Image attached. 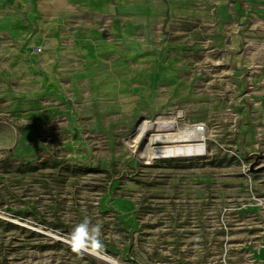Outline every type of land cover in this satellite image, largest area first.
<instances>
[{
    "label": "rangeland",
    "instance_id": "rangeland-1",
    "mask_svg": "<svg viewBox=\"0 0 264 264\" xmlns=\"http://www.w3.org/2000/svg\"><path fill=\"white\" fill-rule=\"evenodd\" d=\"M50 1L0 0V264H109L84 220L117 264H264V0L129 34L51 32ZM143 119L205 150L143 157Z\"/></svg>",
    "mask_w": 264,
    "mask_h": 264
},
{
    "label": "crops",
    "instance_id": "crops-1",
    "mask_svg": "<svg viewBox=\"0 0 264 264\" xmlns=\"http://www.w3.org/2000/svg\"><path fill=\"white\" fill-rule=\"evenodd\" d=\"M51 32H166L194 21L198 0H51ZM56 7V8H55Z\"/></svg>",
    "mask_w": 264,
    "mask_h": 264
},
{
    "label": "bare ground",
    "instance_id": "bare-ground-1",
    "mask_svg": "<svg viewBox=\"0 0 264 264\" xmlns=\"http://www.w3.org/2000/svg\"><path fill=\"white\" fill-rule=\"evenodd\" d=\"M174 123V121H160L159 126H167V129H172ZM199 125V123L186 124L180 129L178 128L176 132H159L154 135V133L148 132L149 128H151L152 126V122L143 119L137 125L133 136V141H136L142 135H145L146 137L152 136L155 140L159 142L163 141L165 138H169L170 144L158 145L152 149V152L149 151V147L146 145L147 147L144 151H142L141 155L143 157L150 156L151 158H193L196 155L202 154L205 150V140L207 131L206 129H199ZM87 251L92 256L100 260L117 264V262L113 258L104 256L94 249H88Z\"/></svg>",
    "mask_w": 264,
    "mask_h": 264
},
{
    "label": "clouds",
    "instance_id": "clouds-1",
    "mask_svg": "<svg viewBox=\"0 0 264 264\" xmlns=\"http://www.w3.org/2000/svg\"><path fill=\"white\" fill-rule=\"evenodd\" d=\"M70 243L76 251H87L91 246L101 249L100 225L90 226L89 220L82 221L73 228Z\"/></svg>",
    "mask_w": 264,
    "mask_h": 264
},
{
    "label": "built area",
    "instance_id": "built-area-1",
    "mask_svg": "<svg viewBox=\"0 0 264 264\" xmlns=\"http://www.w3.org/2000/svg\"><path fill=\"white\" fill-rule=\"evenodd\" d=\"M204 127L206 128L205 124H201L200 126H198L199 129H204ZM258 204H263L264 205V198H256Z\"/></svg>",
    "mask_w": 264,
    "mask_h": 264
},
{
    "label": "water",
    "instance_id": "water-1",
    "mask_svg": "<svg viewBox=\"0 0 264 264\" xmlns=\"http://www.w3.org/2000/svg\"><path fill=\"white\" fill-rule=\"evenodd\" d=\"M250 170H253V167L250 166L249 168ZM261 169H264V165L260 166L257 168V170H261ZM87 254L91 255L88 251H85ZM106 263H109V264H115V263H112V262H108V261H105Z\"/></svg>",
    "mask_w": 264,
    "mask_h": 264
}]
</instances>
